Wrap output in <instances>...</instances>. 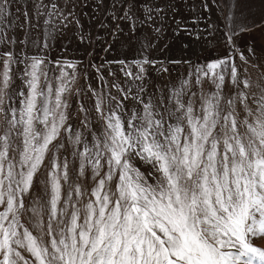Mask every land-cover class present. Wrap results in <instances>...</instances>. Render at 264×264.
I'll list each match as a JSON object with an SVG mask.
<instances>
[{
	"label": "snow or ice",
	"instance_id": "1",
	"mask_svg": "<svg viewBox=\"0 0 264 264\" xmlns=\"http://www.w3.org/2000/svg\"><path fill=\"white\" fill-rule=\"evenodd\" d=\"M9 3L0 0V22ZM65 3L32 0L45 28L35 54L0 29V264H264V51L235 47L257 22L241 18L240 0L205 2L216 19L195 42L224 53L184 61L183 76L155 88L152 69L169 73L152 56L166 35L159 5L111 0L109 35L123 38L113 43H138L140 55L116 62L123 80L98 76L106 92L89 84L92 108L78 100L74 124L78 65L46 54L80 23ZM17 43L19 53L6 50Z\"/></svg>",
	"mask_w": 264,
	"mask_h": 264
},
{
	"label": "rangeland",
	"instance_id": "2",
	"mask_svg": "<svg viewBox=\"0 0 264 264\" xmlns=\"http://www.w3.org/2000/svg\"><path fill=\"white\" fill-rule=\"evenodd\" d=\"M154 2L159 5L157 11L160 16L164 17L167 27L163 43L152 56L162 66L169 68V73L164 74L152 69L150 82L155 85V88H162L169 79H177L183 76L187 67L184 61L202 64L206 58L220 57L224 53L221 42L215 40L195 42L199 33L207 34L206 26H210L211 21L216 19L215 15L209 16L203 7L204 3L209 2V0H154ZM31 3L32 0H10L7 18L0 22V29L4 31L6 37L10 36L16 41L27 39L26 50L28 55L35 54L36 47L32 41L42 43L43 41L39 38L45 30L43 21L35 17V10L31 7ZM60 3L61 6L66 7L65 0H60ZM73 3L75 7H72L70 11L80 23L73 22L69 24L66 29H61V34L48 40L47 43L51 47L46 50V54L49 60L72 61L78 65L80 79L74 87L81 89L83 95L81 97L74 93L70 97L71 122L76 124L84 116V113H80L79 117L77 115L79 113L77 101L79 100V103L88 109L92 108V100L87 92L89 84L98 91L106 92L107 89L101 84L98 76L102 74L105 80L111 82L114 78L108 76L109 69L116 73L118 81L123 80L120 65L116 62L125 59L131 62L139 58L141 45L133 42L134 46L130 48L127 42L113 43L114 40H122L123 38L109 35L108 30L114 29L116 26V22L112 17L117 15L111 7V0H103V7H98L101 0H73ZM171 3L176 4L174 21L172 19L173 10L169 7ZM25 12L31 14L28 19L25 18ZM239 14L241 18H247L249 24L255 20L257 27L246 34L238 33L239 39L236 41L235 46L237 51L248 52L254 48L258 55L261 54L264 51V28L259 27V25L264 22V0H240ZM44 19H47V17H44ZM176 23H180L181 28L185 30L174 33L171 29L175 27ZM21 24H23V28L20 27ZM33 25H38V27H33ZM124 28L125 33H127V23L124 24ZM82 33L86 37L90 36L91 41L88 39L82 41L80 38ZM4 48L5 45L0 44V49ZM20 48L21 45L18 43L8 44L6 50L19 53ZM43 54L41 53V55ZM252 59L255 61L256 57L253 56ZM171 61H181V63L173 64L170 63ZM90 65H103V67L101 72L97 73L96 67ZM86 72L91 76V80L86 78ZM258 73L259 69L254 74ZM161 75L162 78L157 79ZM15 83L19 84L20 81L17 79ZM155 88L150 89V91H154ZM111 91L114 95L116 94L115 89ZM93 124H95L94 120ZM136 166L141 171L146 172L148 170L147 166L141 162H137ZM37 192H39V189H33L34 195ZM40 194L43 193L40 192ZM257 243L261 242L258 240Z\"/></svg>",
	"mask_w": 264,
	"mask_h": 264
}]
</instances>
